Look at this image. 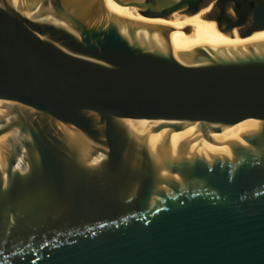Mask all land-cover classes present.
<instances>
[{
    "label": "water",
    "instance_id": "obj_1",
    "mask_svg": "<svg viewBox=\"0 0 264 264\" xmlns=\"http://www.w3.org/2000/svg\"><path fill=\"white\" fill-rule=\"evenodd\" d=\"M109 1L264 31V0ZM4 106L0 264H264V42L176 58L100 0H0Z\"/></svg>",
    "mask_w": 264,
    "mask_h": 264
},
{
    "label": "bare ground",
    "instance_id": "obj_2",
    "mask_svg": "<svg viewBox=\"0 0 264 264\" xmlns=\"http://www.w3.org/2000/svg\"><path fill=\"white\" fill-rule=\"evenodd\" d=\"M100 2L118 17L157 25L165 29L168 34L170 51L176 58L180 55L195 51L226 50L264 42V31L250 33L248 28L242 30L243 27H239V25L229 34L219 32L214 22L203 20V18L210 13L211 6L201 10L195 16H185L174 13L168 19H148L139 15L136 9L119 7L109 0H100ZM186 28L191 29V33L188 35L183 32V29ZM9 111L10 109L5 106L2 108L0 149L4 152L0 156V169L8 147V134L6 128L10 116Z\"/></svg>",
    "mask_w": 264,
    "mask_h": 264
},
{
    "label": "rangeland",
    "instance_id": "obj_3",
    "mask_svg": "<svg viewBox=\"0 0 264 264\" xmlns=\"http://www.w3.org/2000/svg\"><path fill=\"white\" fill-rule=\"evenodd\" d=\"M142 21V20H141ZM144 21V20H143ZM3 150L2 149H0V156L3 154Z\"/></svg>",
    "mask_w": 264,
    "mask_h": 264
},
{
    "label": "flooded vegetation",
    "instance_id": "obj_4",
    "mask_svg": "<svg viewBox=\"0 0 264 264\" xmlns=\"http://www.w3.org/2000/svg\"><path fill=\"white\" fill-rule=\"evenodd\" d=\"M248 27H244L242 30H245V29H247Z\"/></svg>",
    "mask_w": 264,
    "mask_h": 264
}]
</instances>
